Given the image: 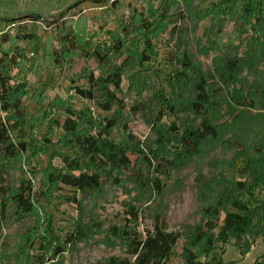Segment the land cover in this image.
<instances>
[{
	"label": "rangeland",
	"instance_id": "rangeland-1",
	"mask_svg": "<svg viewBox=\"0 0 264 264\" xmlns=\"http://www.w3.org/2000/svg\"><path fill=\"white\" fill-rule=\"evenodd\" d=\"M64 24L79 37L77 51L62 43L58 27ZM118 36L124 52L109 53V67L86 57ZM5 54L15 61L11 84L23 87L29 149L0 166L2 264H108L124 254L125 244L112 231H123L132 208L139 220L131 230L144 232L161 220L179 235L169 264H184L193 231L209 221L206 209L221 200L231 210L230 198L253 211L252 227L239 240L216 242L208 259L264 264V0H0V59ZM111 68H123L121 102L105 112L75 88L87 89L91 74ZM201 77L213 96L208 116L219 137L178 159L181 147L170 127L199 123L189 105ZM68 109L85 112L93 133L112 121L111 139L131 160L127 169L102 173L98 191L48 184V173L64 171L63 156L73 154L62 129ZM143 155L167 157L176 167L160 176ZM86 171L84 163L73 172L80 185ZM155 176L161 192L152 185ZM27 180L36 208L19 215L13 196ZM74 194L78 205L69 202ZM80 230L84 238L68 244Z\"/></svg>",
	"mask_w": 264,
	"mask_h": 264
},
{
	"label": "trees",
	"instance_id": "trees-1",
	"mask_svg": "<svg viewBox=\"0 0 264 264\" xmlns=\"http://www.w3.org/2000/svg\"><path fill=\"white\" fill-rule=\"evenodd\" d=\"M36 16V15H35ZM62 32V43L67 46L69 52L79 49V37L75 31H67L65 24L59 25ZM25 36L23 40H27ZM7 42V40H6ZM125 42L122 36L113 37L112 45L101 49L94 47L93 51H86V57L95 59L102 67L110 66L109 53L119 56L124 52ZM147 62V57H143ZM14 59L5 54L0 59V166L6 161L15 160L18 156L28 152V143L25 135L27 110L22 102V86L11 84L12 78L9 73L10 61ZM57 61H60L56 57ZM15 62V61H14ZM13 62V63H14ZM130 60L123 64L125 67ZM184 65L189 66L187 59ZM230 69L235 70L237 63H231ZM123 68H111L102 76L95 77L91 74L88 78V88L76 87L77 96L84 100L95 102L105 112H110L114 105H120L117 92L121 89ZM114 92L110 91V87ZM194 99L190 102V111L194 114L195 120L186 127L171 125L172 134L177 138L181 147L178 159L191 157L200 152L201 146L207 140H217L218 129L209 116L208 110L212 102L207 80L201 77L197 83L193 84ZM62 129L69 140V147L73 151L63 156L65 170L50 172L47 175L48 184L52 187L69 189L77 192L98 191L102 187V173L108 169H127L131 166V160L124 147L114 143L111 139V130L114 127L112 121L108 120L106 126L95 133L86 130L92 128L94 123L88 119L89 116L83 111L68 109ZM164 113L159 116L163 117ZM85 128H82V127ZM264 167V150L261 151ZM148 164L154 169L155 174L167 177L170 170L176 167L174 160L167 157L154 156L150 159L143 155ZM157 162L154 165L153 162ZM86 163V173L83 174L84 183L80 185L73 177V172L77 171ZM3 175L0 176L2 178ZM152 185L161 192L162 185L159 177L152 179ZM2 194L6 195L4 189ZM69 202L79 204L76 195H71ZM36 193L30 181H22L16 194L13 196L16 212L19 215H30L35 211ZM231 210H226L223 201L219 200L213 206L206 209V217L209 221L204 226L197 227L188 247L185 249L184 264H222L215 259L209 260L215 249L216 242L227 243L231 238L241 239L252 227L254 213L248 205L237 199H228ZM222 212L225 213L220 225ZM128 222L123 231L113 229L112 234L123 241L124 254L121 257L110 258L108 264H169L180 237L177 233L168 230L165 221L157 220L153 229L144 232L131 230V222L139 220V214L135 208L127 211ZM5 219V207L0 211V229ZM218 230L217 236L215 231ZM78 235L70 236L68 244H75L77 240L84 238L82 230L77 231ZM203 256L207 260H203ZM0 264L1 259H0Z\"/></svg>",
	"mask_w": 264,
	"mask_h": 264
}]
</instances>
